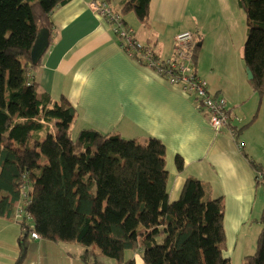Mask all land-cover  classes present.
<instances>
[{
    "label": "trees",
    "instance_id": "obj_1",
    "mask_svg": "<svg viewBox=\"0 0 264 264\" xmlns=\"http://www.w3.org/2000/svg\"><path fill=\"white\" fill-rule=\"evenodd\" d=\"M70 1L0 0V219L13 221L24 207V185L31 200L26 207L31 220L18 223L15 264L29 258L32 232L80 245L85 264H136L137 254L145 264H231L224 257L223 198H206L203 183L190 178L171 202L166 149L159 140L141 145L90 128L72 140L76 108L31 80V72L42 65L31 60L37 36L51 27L53 11ZM237 1L247 21L243 60L253 74V91L262 97L264 0ZM151 2L124 0L118 14L134 13L150 28ZM55 123L59 127L52 131ZM178 165L181 169L180 159ZM258 222L256 251L244 264H264V210Z\"/></svg>",
    "mask_w": 264,
    "mask_h": 264
},
{
    "label": "crops",
    "instance_id": "obj_2",
    "mask_svg": "<svg viewBox=\"0 0 264 264\" xmlns=\"http://www.w3.org/2000/svg\"><path fill=\"white\" fill-rule=\"evenodd\" d=\"M93 1L71 0L53 11L50 46L31 80L53 99L66 98L76 108L82 129L141 145L159 140L166 149L171 202L180 198L187 179L200 180L206 198L225 202L224 257L244 260L254 254L264 210V185L257 182V171L264 170V95L249 83L243 60L247 21L238 1L195 0L194 27L170 33L169 19L179 16L173 6L182 8L191 0H152L150 28L133 15L123 17L135 38L162 60L173 57L178 34L197 35L202 41L197 74L207 80L211 94L226 98L231 111L230 125L219 132L190 95L130 56L111 23L90 8ZM104 1L119 13L124 0ZM232 128L238 129L237 137ZM12 224L18 225L0 219V264L18 259L19 230ZM30 242L24 264H85L80 245L42 238ZM133 257L136 264H145L139 254Z\"/></svg>",
    "mask_w": 264,
    "mask_h": 264
},
{
    "label": "built area",
    "instance_id": "obj_3",
    "mask_svg": "<svg viewBox=\"0 0 264 264\" xmlns=\"http://www.w3.org/2000/svg\"><path fill=\"white\" fill-rule=\"evenodd\" d=\"M90 8L111 23L114 35L121 40L122 46L130 56L166 77L173 86L190 95L196 108L206 115L214 130L219 132L229 126L231 111L226 98L211 94L208 82L197 74L195 52L198 38L195 33L178 34L175 38L173 57L162 60L157 57L152 47L143 45L135 38L134 30L127 26L123 16L113 13L106 2L94 0ZM231 133L234 135V128L231 129ZM257 182L264 185V170L257 171ZM21 193L24 207L18 208L14 215V219L18 222L31 220L30 213L26 211V207L31 204L26 185L22 187ZM32 238L39 239V235L34 232Z\"/></svg>",
    "mask_w": 264,
    "mask_h": 264
},
{
    "label": "rangeland",
    "instance_id": "obj_4",
    "mask_svg": "<svg viewBox=\"0 0 264 264\" xmlns=\"http://www.w3.org/2000/svg\"><path fill=\"white\" fill-rule=\"evenodd\" d=\"M194 3H195V0H191L189 4L188 3L184 4L182 6V8L173 6L174 9H179V11H178L179 16L169 19V22H170V26H169V30H168L169 33L176 31V30H181V31L188 30V29L194 27L193 20L191 19V12L193 11L194 6H195ZM113 10L114 11L116 10L115 7L113 8ZM129 15H133L136 17V15L134 13H131ZM61 100L62 99H60V102H61ZM56 101H59V100H56ZM58 127H59L58 124L55 123L54 125L51 126L52 131H55ZM82 128H84V127H82L81 124L77 123V122L72 125V127H71V138H72V140L77 139L79 132L83 130ZM223 202H224V200H223ZM224 205H225V202H224ZM12 227L14 228V230L16 232L19 230V227L16 224L15 225L12 224ZM10 234H12V233H10ZM164 238L165 237H160L158 239V242L163 243ZM110 263L113 264V262H110ZM231 264H244V260L239 259V256L235 255L233 257V260L231 261Z\"/></svg>",
    "mask_w": 264,
    "mask_h": 264
},
{
    "label": "water",
    "instance_id": "obj_5",
    "mask_svg": "<svg viewBox=\"0 0 264 264\" xmlns=\"http://www.w3.org/2000/svg\"><path fill=\"white\" fill-rule=\"evenodd\" d=\"M50 46L49 43V30L48 29H42L35 41V44L33 46L32 52H31V60L34 65L38 64L41 60V58L45 55L48 48ZM199 47L202 46L201 43L198 45ZM247 75L248 79L251 80L253 78V74L250 69H247Z\"/></svg>",
    "mask_w": 264,
    "mask_h": 264
},
{
    "label": "clouds",
    "instance_id": "obj_6",
    "mask_svg": "<svg viewBox=\"0 0 264 264\" xmlns=\"http://www.w3.org/2000/svg\"><path fill=\"white\" fill-rule=\"evenodd\" d=\"M230 117H231V113H230ZM231 121V120H230ZM230 125V124H229ZM263 185V184H262ZM14 221L18 224V223H22V222H24V221H22V222H18V221H16L15 219H14ZM28 221H30V220H28ZM32 233H34V232H32ZM36 233V232H35ZM38 234V233H37ZM39 235V234H38ZM31 238H32V234H31ZM41 237H40V235H39V239H40ZM33 239V238H32ZM36 240H38V239H36Z\"/></svg>",
    "mask_w": 264,
    "mask_h": 264
}]
</instances>
